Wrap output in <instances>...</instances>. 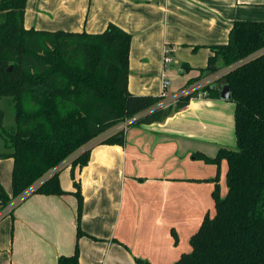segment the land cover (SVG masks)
I'll use <instances>...</instances> for the list:
<instances>
[{"label": "crops", "instance_id": "1", "mask_svg": "<svg viewBox=\"0 0 264 264\" xmlns=\"http://www.w3.org/2000/svg\"><path fill=\"white\" fill-rule=\"evenodd\" d=\"M234 20L264 21V0H27L24 15L25 27L51 31L99 33L116 24L131 34L129 92L159 95L165 77L167 98L201 79L209 46L227 42ZM220 148H235L234 102L205 95L129 127L123 144L91 146L74 179L70 167L60 172L65 193H32L0 219V264H57L76 244L80 264H137L135 257L172 264L215 213L217 170L220 195L227 190L225 160L217 169L190 155L214 157ZM3 161L12 170V159ZM74 180L82 196L78 238ZM0 184L10 198L11 176Z\"/></svg>", "mask_w": 264, "mask_h": 264}, {"label": "trees", "instance_id": "2", "mask_svg": "<svg viewBox=\"0 0 264 264\" xmlns=\"http://www.w3.org/2000/svg\"><path fill=\"white\" fill-rule=\"evenodd\" d=\"M26 3L0 0V99L11 100L15 117L14 128L7 131L0 113L5 145L0 159L13 161L11 197L0 185L1 207L35 185L31 194L65 193L59 182L65 167L56 168L74 155L68 166L74 179V170L89 160V142L99 134L140 113L132 126L160 121L197 96L183 95L161 106V94L130 93L129 32L111 22L99 33L27 28ZM209 47L213 55L200 77L227 70L201 90L217 97L223 85L229 86L235 148H220L214 157L190 155L217 169L225 160L227 190L220 195L217 170L212 179L215 213L204 216L191 250L172 264H264V21L234 20L227 42ZM123 142L121 132L98 144ZM73 184L78 238L84 234L79 226L82 196L79 184ZM135 262L150 264L138 257ZM57 264H80L77 244Z\"/></svg>", "mask_w": 264, "mask_h": 264}, {"label": "built area", "instance_id": "3", "mask_svg": "<svg viewBox=\"0 0 264 264\" xmlns=\"http://www.w3.org/2000/svg\"><path fill=\"white\" fill-rule=\"evenodd\" d=\"M168 53H169L168 50H165V54H164V57H163V63H164V65L166 63H168V62L171 61V58L169 57ZM226 70L227 69L218 70V71H216L214 73H211V74H208V75H206L204 77H200L201 79H198V80H196V81L188 84L187 86H185L182 89V91H180L179 93H177L172 98H167L166 87L168 85V80L165 77H163L161 95L164 96V99L162 100V102L160 103V105L161 106H167L168 104L173 103L178 97L183 96V95H187V94L205 95V92L201 90L202 87L205 86V85H207V84L213 83ZM142 115H143V113H140V114H137V115H134V116H131V117H128V118L123 119L119 123L113 125L112 127H110L109 129H107L103 133L99 134L96 138H94L91 142H89L88 147H91V146L97 144L100 140H102V139H104L106 137H109V136H112L114 134H118V133H121V132L124 133ZM73 157H74V155H72V156L68 157L67 159H65L56 168V170H59V169H61L63 167H68L70 165V162H71V160H72ZM35 186L30 187L24 193H22L21 195L15 197V199L13 200V202H11L7 206H5L0 211V219H2L4 216L8 215L11 212L12 208H14L20 201H22L23 199H25L27 196H29Z\"/></svg>", "mask_w": 264, "mask_h": 264}, {"label": "rangeland", "instance_id": "4", "mask_svg": "<svg viewBox=\"0 0 264 264\" xmlns=\"http://www.w3.org/2000/svg\"><path fill=\"white\" fill-rule=\"evenodd\" d=\"M0 113L2 114V126L7 131H11L15 126V117L13 113V106L11 100L8 98H1L0 99ZM0 150H5L4 141L0 136ZM226 171V170H225ZM11 176V168L7 166L5 161L0 162V178L1 179H9L10 181ZM226 185V180H224ZM1 185V184H0ZM2 186V185H1ZM4 189V188H3ZM226 194V193H225ZM214 212L212 213V216Z\"/></svg>", "mask_w": 264, "mask_h": 264}, {"label": "water", "instance_id": "5", "mask_svg": "<svg viewBox=\"0 0 264 264\" xmlns=\"http://www.w3.org/2000/svg\"><path fill=\"white\" fill-rule=\"evenodd\" d=\"M216 66H213V68H215ZM8 70H11V66L8 67ZM230 96V88L228 85H223L222 88L219 91V97L221 99H228ZM121 134L118 135V137H120Z\"/></svg>", "mask_w": 264, "mask_h": 264}]
</instances>
